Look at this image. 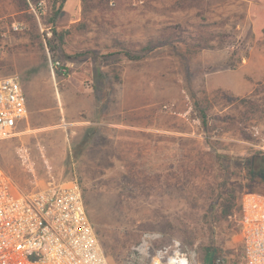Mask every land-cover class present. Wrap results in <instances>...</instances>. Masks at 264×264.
<instances>
[{"label": "rangeland", "instance_id": "rangeland-1", "mask_svg": "<svg viewBox=\"0 0 264 264\" xmlns=\"http://www.w3.org/2000/svg\"><path fill=\"white\" fill-rule=\"evenodd\" d=\"M56 1L0 0V78L20 79L29 110L0 149L14 185L76 181L111 264H246L264 0H67L50 24Z\"/></svg>", "mask_w": 264, "mask_h": 264}, {"label": "built area", "instance_id": "built-area-1", "mask_svg": "<svg viewBox=\"0 0 264 264\" xmlns=\"http://www.w3.org/2000/svg\"><path fill=\"white\" fill-rule=\"evenodd\" d=\"M30 10L39 18L43 3L31 4ZM28 114V98L20 79L0 78V149L16 136ZM241 211L245 262L264 264V196L245 195ZM146 245L145 240L137 250L146 251ZM0 264H111L76 181L22 191L0 164ZM149 264L163 262L154 256ZM165 264L190 261L173 254Z\"/></svg>", "mask_w": 264, "mask_h": 264}, {"label": "trees", "instance_id": "trees-1", "mask_svg": "<svg viewBox=\"0 0 264 264\" xmlns=\"http://www.w3.org/2000/svg\"><path fill=\"white\" fill-rule=\"evenodd\" d=\"M67 0H58L56 1V4L54 6L53 12H52V16L49 18L48 23H52L55 24L56 21L59 19L64 5L66 4ZM86 0H81L82 4H85ZM53 35L56 37H59L60 40L63 39V35H58L56 31H53ZM49 47L51 48V50L53 52H56L57 49L59 48L58 43L54 40V41H49L48 42ZM128 58L130 59H134L135 57L127 54L126 55ZM203 118L205 119V115L203 116ZM203 119V122H205V120ZM207 124V123H206ZM245 162V166H246V170L249 173V175H262L264 176V156H261L260 154H255L253 155L250 159H247ZM212 209H214V206L212 207ZM94 224V223H93ZM98 234V233H97ZM99 236V235H98ZM107 254V253H106ZM109 257V255H108ZM110 260V258H109ZM111 263V262H110Z\"/></svg>", "mask_w": 264, "mask_h": 264}, {"label": "crops", "instance_id": "crops-1", "mask_svg": "<svg viewBox=\"0 0 264 264\" xmlns=\"http://www.w3.org/2000/svg\"><path fill=\"white\" fill-rule=\"evenodd\" d=\"M254 18H255V17H254ZM1 73H3V71H1V69H0V77L3 76V74H1Z\"/></svg>", "mask_w": 264, "mask_h": 264}]
</instances>
